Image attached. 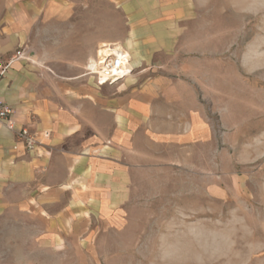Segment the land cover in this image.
Listing matches in <instances>:
<instances>
[{
  "label": "rangeland",
  "instance_id": "rangeland-1",
  "mask_svg": "<svg viewBox=\"0 0 264 264\" xmlns=\"http://www.w3.org/2000/svg\"><path fill=\"white\" fill-rule=\"evenodd\" d=\"M191 1L173 53L160 51L129 76L173 79L174 99L137 135L124 204L84 238L57 244L13 214L0 223V264H264V0ZM73 4L78 29L95 20L89 35L108 37L103 44L125 35L132 15L115 1ZM38 38L34 57L59 73L91 51Z\"/></svg>",
  "mask_w": 264,
  "mask_h": 264
},
{
  "label": "crops",
  "instance_id": "crops-1",
  "mask_svg": "<svg viewBox=\"0 0 264 264\" xmlns=\"http://www.w3.org/2000/svg\"><path fill=\"white\" fill-rule=\"evenodd\" d=\"M81 1L96 0H0V62L22 46L33 54L11 63L0 78V99L12 107L14 123L0 122V223L17 215L15 221L29 222L51 244L84 238L96 220L124 204L137 135L150 131L163 101L174 99V81L163 74L96 84L85 64L109 40L89 35L95 20L87 19L88 31L78 29L80 10L73 3ZM113 1L132 15L117 42L129 45L135 69L160 51L173 53L194 9L191 0ZM85 12L95 16V9ZM45 36L61 50L91 51L59 73L34 57L43 43L38 37ZM23 127L36 136L33 151L18 138Z\"/></svg>",
  "mask_w": 264,
  "mask_h": 264
},
{
  "label": "built area",
  "instance_id": "built-area-1",
  "mask_svg": "<svg viewBox=\"0 0 264 264\" xmlns=\"http://www.w3.org/2000/svg\"><path fill=\"white\" fill-rule=\"evenodd\" d=\"M105 44L98 48L97 57L88 64L86 73L93 76L99 86H114L128 78L135 68L131 65V56H127L122 45L120 46L118 42ZM30 53L28 47L22 46L9 61L0 62V78L6 74L11 63L30 57ZM11 113L12 107L0 99V122H4L9 128L14 127ZM18 138L24 141L27 151H33L38 146L35 134L26 127L18 132ZM15 148L17 149L18 146Z\"/></svg>",
  "mask_w": 264,
  "mask_h": 264
},
{
  "label": "bare ground",
  "instance_id": "bare-ground-1",
  "mask_svg": "<svg viewBox=\"0 0 264 264\" xmlns=\"http://www.w3.org/2000/svg\"><path fill=\"white\" fill-rule=\"evenodd\" d=\"M103 45H106V44H102L101 46H103ZM101 46H100V47H101ZM126 52H127V51H126ZM127 56L130 57V56H131V53H130V52H127ZM125 58H126V57H125Z\"/></svg>",
  "mask_w": 264,
  "mask_h": 264
}]
</instances>
